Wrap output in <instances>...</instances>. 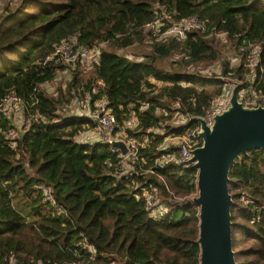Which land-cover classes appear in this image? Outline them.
Listing matches in <instances>:
<instances>
[{"label": "trees", "instance_id": "trees-1", "mask_svg": "<svg viewBox=\"0 0 264 264\" xmlns=\"http://www.w3.org/2000/svg\"><path fill=\"white\" fill-rule=\"evenodd\" d=\"M191 14L208 26L181 39L146 25L161 17L162 31ZM66 40L98 46V58L87 78L76 60L50 95L41 83L63 64L43 58ZM242 40L260 46L253 83L264 89V0H0V98L12 90L23 115L35 113L16 127L0 112V264H198L196 170L166 157L177 148L166 138L197 125L221 91L220 75L249 72L222 57ZM215 61L218 72L201 70ZM96 77L104 85L93 92ZM100 96L125 136H146L125 168L106 141L77 138L94 126L90 118L62 111ZM41 183L59 212L42 201ZM149 185L163 208L157 215L143 206ZM227 189L234 260L264 264V148L230 163Z\"/></svg>", "mask_w": 264, "mask_h": 264}, {"label": "built area", "instance_id": "built-area-1", "mask_svg": "<svg viewBox=\"0 0 264 264\" xmlns=\"http://www.w3.org/2000/svg\"><path fill=\"white\" fill-rule=\"evenodd\" d=\"M161 17H168L164 12H162ZM161 17L156 18L152 23L146 24L150 26L153 32H158L159 36L162 35H172L175 38L181 39L184 36V31L190 28L205 30L208 26V19L206 17H200L196 14H191L185 17H181L171 24L164 30L159 31L158 25L160 24ZM220 36L223 41H225V32L219 31L215 33ZM72 41H60L54 51L44 56L43 61L47 59L54 60L55 63L61 62L63 66L60 69H57V72L51 77L45 79L41 84L45 87L50 95H55L56 89L55 85L64 86L65 81L69 77V68L75 64V61L78 60L79 63L83 66L79 75L83 78H87L92 75L91 65L98 58L99 47L94 45L92 47H74ZM260 46L258 43H252L246 40H242L238 45L237 49L228 48L226 51V59L230 64L238 63L243 61L244 66L249 69V72H244L241 77L234 75H220L222 80V88L220 93L214 97L200 116L203 118L205 123L210 124L212 121V116L219 112L221 109L225 108L228 104L229 95L232 89V86L237 83L238 87L236 90V99L243 106H255L257 104L264 105V89L257 88L253 83V71L254 67L258 63L259 59ZM230 55V56H229ZM131 57V55H126ZM235 60V63H231ZM215 72H218L215 71ZM104 82L98 77L94 79L92 90L93 92L100 91ZM106 101L104 97H96L92 100L91 107L87 104V100L82 98L73 99L66 108H64V114H82L90 118L94 122L92 129V134H88L85 138H80L77 135L78 139L81 140H103L108 143V149L115 152L117 156H121L123 159V167L127 166L126 159L132 160L135 158L137 149L142 146L146 141V136L136 137H127L123 133L122 126L115 121V117L110 112V110L105 106ZM0 112L14 118L16 115L20 117V126H26L29 123L30 116L34 115H23V101L21 97L14 91L10 90L6 92L0 98ZM186 116L182 117L181 122L183 123L186 120ZM129 124V121L126 122ZM19 127V126H18ZM198 124L190 127L186 132L179 136H172L173 141L177 148L176 150L166 156L171 158L176 163L181 164H191L190 160L191 149L200 144V137L197 134ZM16 133V130L13 128H8L6 130V135L8 137H13ZM112 136L114 139H122L124 141L126 151L122 153L121 150L110 143L109 136ZM192 165V164H191ZM151 171V169H148ZM125 171V170H124ZM37 186L42 190L41 199L45 202L48 208L54 209L56 212L60 211V207L54 201L50 189L45 184H37ZM143 206L147 212L151 215H157L161 213L163 208L158 203V198L155 194V187L149 185L148 189L143 191Z\"/></svg>", "mask_w": 264, "mask_h": 264}, {"label": "water", "instance_id": "water-1", "mask_svg": "<svg viewBox=\"0 0 264 264\" xmlns=\"http://www.w3.org/2000/svg\"><path fill=\"white\" fill-rule=\"evenodd\" d=\"M237 87V83L232 86L227 106L212 116L210 124L201 117L195 119L200 144L191 149L197 190L190 199L198 209V264H236L231 248L228 168L246 150L264 148V105H241ZM109 139L125 153L122 139L111 135Z\"/></svg>", "mask_w": 264, "mask_h": 264}, {"label": "rangeland", "instance_id": "rangeland-1", "mask_svg": "<svg viewBox=\"0 0 264 264\" xmlns=\"http://www.w3.org/2000/svg\"><path fill=\"white\" fill-rule=\"evenodd\" d=\"M218 36V35H216ZM220 37V36H218ZM221 38V37H220ZM222 39V38H221ZM130 52L131 50L129 48H126L123 50L122 53L124 54H128L130 55ZM224 55H222V57L226 58V50L223 52ZM230 56V55H229ZM231 63H235V60H233ZM201 70L203 72H208V71H217L219 70V64H218V61H215V62H211L209 64H206V65H201L200 66ZM157 83H160L159 81H157ZM11 121L13 122V124L18 127L19 126V122H20V117H18L17 115L14 117V118H11ZM88 130H83L81 131L80 133H78V136L80 138H85L86 136H88V133H87ZM168 141H173V137H168L166 138Z\"/></svg>", "mask_w": 264, "mask_h": 264}, {"label": "crops", "instance_id": "crops-1", "mask_svg": "<svg viewBox=\"0 0 264 264\" xmlns=\"http://www.w3.org/2000/svg\"><path fill=\"white\" fill-rule=\"evenodd\" d=\"M130 123H134V120H133L132 118H130V120H129V124H130ZM87 133H88V134H90V133L92 134V131L89 129V130L87 131ZM167 138H168V137H167ZM172 140H173V139H172Z\"/></svg>", "mask_w": 264, "mask_h": 264}]
</instances>
